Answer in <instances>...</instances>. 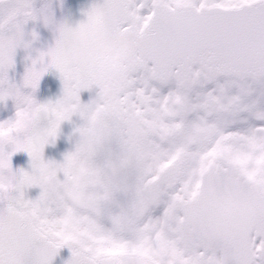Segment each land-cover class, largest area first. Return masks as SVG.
I'll return each instance as SVG.
<instances>
[{
    "label": "snow or ice",
    "instance_id": "obj_1",
    "mask_svg": "<svg viewBox=\"0 0 264 264\" xmlns=\"http://www.w3.org/2000/svg\"><path fill=\"white\" fill-rule=\"evenodd\" d=\"M38 19L58 36L17 84L9 71ZM52 69L62 94L39 102ZM121 72L108 103L82 102ZM8 99L0 264H52L65 246L67 264H264V0H106L76 27L43 0H0ZM76 114L75 150L46 160ZM18 152L30 170L13 169Z\"/></svg>",
    "mask_w": 264,
    "mask_h": 264
},
{
    "label": "water",
    "instance_id": "obj_2",
    "mask_svg": "<svg viewBox=\"0 0 264 264\" xmlns=\"http://www.w3.org/2000/svg\"><path fill=\"white\" fill-rule=\"evenodd\" d=\"M103 0H49L52 12L54 13L57 24L66 23L71 27L78 26L81 22L86 21V11L94 3H102ZM37 33V39L33 40L32 32ZM58 33L52 26H46L42 19L29 21L25 26V41L31 42V47L23 46L16 50L15 68L9 71V77L15 83L23 82L26 69L31 66V59L35 57L39 51H46L49 47L54 46ZM61 81L59 73L52 69L41 79L40 85L45 83H55ZM39 85V86H40ZM99 91V88L94 86L91 89L84 91ZM13 169L19 170L23 168L30 170L29 155H19L12 159ZM72 257V251L69 247L61 248L57 255L53 258L52 264H67Z\"/></svg>",
    "mask_w": 264,
    "mask_h": 264
},
{
    "label": "rangeland",
    "instance_id": "obj_3",
    "mask_svg": "<svg viewBox=\"0 0 264 264\" xmlns=\"http://www.w3.org/2000/svg\"><path fill=\"white\" fill-rule=\"evenodd\" d=\"M2 104V105H1ZM7 107H6V106ZM3 107L5 108V110H7V113L9 115L7 116H2L1 113H0V122H3V120H8V119H12L15 117V113H16V105H15V101L12 100V99H8L6 102H0V110L3 109ZM8 108V109H6ZM4 120V121H5ZM70 124L69 121H65L63 122V124L61 125V130H60V133H59V136L58 138L56 139L55 143H50L49 145L46 146L45 148V152H44V156H45V159L46 160H55L57 162H63L62 159L59 157V154L60 155H63L62 154V151L59 150V154H53V151L51 150V147L53 148H58V147H61L63 144L61 143H66V132L63 130L66 129V127ZM61 145V146H60ZM58 146V147H57ZM18 153H26V152H18ZM16 153V154H18ZM16 154L13 155V157L16 156ZM55 158V159H54ZM41 192V189L39 187H33L32 189H29L28 190V196L29 198H36L39 196Z\"/></svg>",
    "mask_w": 264,
    "mask_h": 264
},
{
    "label": "flooded vegetation",
    "instance_id": "obj_4",
    "mask_svg": "<svg viewBox=\"0 0 264 264\" xmlns=\"http://www.w3.org/2000/svg\"><path fill=\"white\" fill-rule=\"evenodd\" d=\"M97 98L96 95L94 94H86V93H82L81 94V100L83 103H89L90 101H92L93 99ZM49 99H41L38 100L39 102H47ZM70 124L66 127V129L63 130V132H66V143H61L63 144L61 147L58 148H52L51 150L53 151V154H59V150L62 151L63 155L59 154V157L62 159V161L64 160V157L67 153L74 151L76 144L78 143L80 137H79V133L76 131V129L80 126H82L85 122L84 120L78 115H74L72 117V119L69 121ZM55 159V158H54Z\"/></svg>",
    "mask_w": 264,
    "mask_h": 264
},
{
    "label": "clouds",
    "instance_id": "obj_5",
    "mask_svg": "<svg viewBox=\"0 0 264 264\" xmlns=\"http://www.w3.org/2000/svg\"><path fill=\"white\" fill-rule=\"evenodd\" d=\"M43 3H49V0H43ZM106 3V0H103L102 3H94L85 13V15L87 16V18L89 16L92 17H99L100 14L104 11V5ZM104 27V23H97L96 24V29L97 32H102ZM123 80V73L121 72V74L119 76L114 75L111 77H108L103 85L100 87L99 89V93H98V98L100 101H103L104 103H108L113 95V92L118 84V82H122Z\"/></svg>",
    "mask_w": 264,
    "mask_h": 264
}]
</instances>
